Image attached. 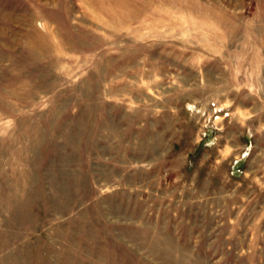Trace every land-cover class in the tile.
I'll list each match as a JSON object with an SVG mask.
<instances>
[{
  "label": "rangeland",
  "instance_id": "374dc122",
  "mask_svg": "<svg viewBox=\"0 0 264 264\" xmlns=\"http://www.w3.org/2000/svg\"><path fill=\"white\" fill-rule=\"evenodd\" d=\"M0 264H264V0H0Z\"/></svg>",
  "mask_w": 264,
  "mask_h": 264
}]
</instances>
